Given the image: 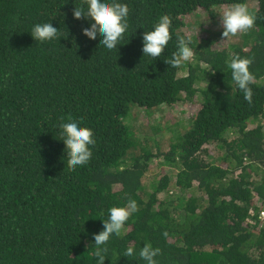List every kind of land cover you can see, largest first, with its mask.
I'll use <instances>...</instances> for the list:
<instances>
[{
	"label": "trees",
	"instance_id": "16d2710c",
	"mask_svg": "<svg viewBox=\"0 0 264 264\" xmlns=\"http://www.w3.org/2000/svg\"><path fill=\"white\" fill-rule=\"evenodd\" d=\"M120 2L129 27L109 51L74 18L83 0H0V264H99L93 234L128 200L137 210L104 264H144L123 253L145 243L161 249L158 264H264V0ZM236 2L255 24L225 40L213 25ZM164 14L171 39L143 56L142 35ZM46 22L60 39H33ZM184 33L193 58L172 68ZM232 55L252 61L251 104ZM69 119L96 141L75 169L60 139Z\"/></svg>",
	"mask_w": 264,
	"mask_h": 264
},
{
	"label": "clouds",
	"instance_id": "9594fccd",
	"mask_svg": "<svg viewBox=\"0 0 264 264\" xmlns=\"http://www.w3.org/2000/svg\"><path fill=\"white\" fill-rule=\"evenodd\" d=\"M83 4L86 7L75 6L73 10L75 19L83 17L92 21L90 26L83 28V35L92 40L102 36L100 44L109 51L121 45L120 41L129 27L128 5L120 2V0H83ZM218 15L222 37L226 38L225 40L252 29L256 19L247 5L242 2L232 4L221 10ZM171 24V17L164 14L158 18L152 30L143 33L141 49L143 56L153 59L161 56L171 39ZM30 33L33 39L40 43L60 39L61 37L58 28L54 27L51 22L35 24ZM192 43L193 40L190 34H177V51L172 54L170 60H165V62L172 68H179L182 64L190 62L194 55ZM225 63L231 71L232 81L243 93L244 100L251 104L253 102L251 85L255 81V76L250 71L251 59L232 55ZM59 128L61 131L60 139L63 140L66 146L68 167L75 169L78 166L86 165L92 157V146L96 143L93 130L90 127L83 126L79 120L75 119H69L67 122L62 120ZM136 210L137 204L134 200H128L127 204L122 207L114 206L108 209L107 219H103L102 231L93 234L96 249L95 256L99 258V264H104V253L107 251L104 246L113 235L121 233L125 222ZM160 253V248L145 243L138 253L134 247H127L123 256L130 258L138 255L144 261V264H158L156 257Z\"/></svg>",
	"mask_w": 264,
	"mask_h": 264
},
{
	"label": "rangeland",
	"instance_id": "374dc122",
	"mask_svg": "<svg viewBox=\"0 0 264 264\" xmlns=\"http://www.w3.org/2000/svg\"><path fill=\"white\" fill-rule=\"evenodd\" d=\"M223 9H226V8H223ZM223 9H222V10H223ZM219 19H220V17H219ZM213 27H214V28H217V29H219V30L222 29V28L220 27V25H217V24H216V25H213ZM186 29H187V28H185V30H186ZM186 31H189V30H186ZM167 112H168V109H167ZM154 116H157V114H155ZM157 168H158L157 171H155V172H151V173H149V174H151V176H152V174H153V175H155V174L158 175L159 172L162 173V171H163V165L161 164V165H159V167H157Z\"/></svg>",
	"mask_w": 264,
	"mask_h": 264
}]
</instances>
